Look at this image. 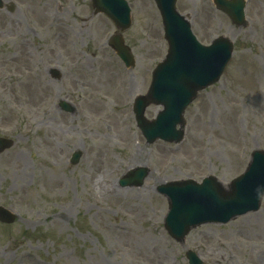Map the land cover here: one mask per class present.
<instances>
[{
	"label": "rangeland",
	"instance_id": "1",
	"mask_svg": "<svg viewBox=\"0 0 264 264\" xmlns=\"http://www.w3.org/2000/svg\"><path fill=\"white\" fill-rule=\"evenodd\" d=\"M2 1L14 7L0 9V138L13 144L0 153V206L19 219L0 223V264H188L186 251L202 264H264V197L256 212L201 225L177 243L163 228L168 204L156 192L210 175L229 191L251 152L264 151V0H247L242 27L212 0H177L201 44L221 35L234 44L219 80L186 108L179 144L146 143L132 113L167 51L152 0H127L131 70L108 48L115 27L91 0ZM56 4L65 12L51 32L45 13ZM57 32L58 47L50 45ZM77 59L94 72H79ZM78 77L87 87L73 83ZM60 102L76 111L63 112ZM159 110L149 106L146 118ZM137 167L150 171L141 186L118 185Z\"/></svg>",
	"mask_w": 264,
	"mask_h": 264
},
{
	"label": "water",
	"instance_id": "2",
	"mask_svg": "<svg viewBox=\"0 0 264 264\" xmlns=\"http://www.w3.org/2000/svg\"><path fill=\"white\" fill-rule=\"evenodd\" d=\"M162 20L164 38L168 44L165 59L151 75L146 95L136 97L133 113L137 127L148 144L156 140L179 143L183 139V113L197 92L214 84L220 77L232 53L229 39L220 36L209 46L197 42L191 33L190 23L175 8L176 0H153ZM217 9L225 12L237 26L244 23L243 0H213ZM96 12L109 17L121 29L130 25V9L125 0H92ZM0 8L2 2L0 0ZM126 67L133 65V58L123 45L120 35L109 42ZM161 106L152 120L145 118L148 106ZM63 110L71 111L67 104ZM179 126V129H177ZM12 145L0 138V153ZM74 153L71 163L78 161ZM149 174L145 167L128 172L119 185L141 186ZM168 201L169 209L164 226L176 241L183 242L191 228L204 223H227L236 216L256 211L264 195V152L255 150L245 172L230 182L224 191L217 180L209 176L201 183L192 180L173 181L157 189ZM14 217L0 207V221L13 222ZM189 264H202L191 251L186 252Z\"/></svg>",
	"mask_w": 264,
	"mask_h": 264
},
{
	"label": "flooded vegetation",
	"instance_id": "3",
	"mask_svg": "<svg viewBox=\"0 0 264 264\" xmlns=\"http://www.w3.org/2000/svg\"><path fill=\"white\" fill-rule=\"evenodd\" d=\"M63 7H64V6L61 5L60 7L54 9V7L52 6V7H51L50 14H49L48 12H46L45 14H46V15H47L52 21H54V22H58V23H59L60 20L62 19L63 13L65 12V10L63 11ZM65 9H66V7H65ZM34 13H35V10H32V11H31V15L33 16ZM47 25H49V26H46V28L48 27V28L51 30V32H53V31H54L53 23H52L51 21H50V22L48 21ZM61 38H62V35H61L59 32H57V33L55 34V36H54V38H53V40H52V42H51L50 45H53V44H54V45H56V46L58 47Z\"/></svg>",
	"mask_w": 264,
	"mask_h": 264
},
{
	"label": "bare ground",
	"instance_id": "4",
	"mask_svg": "<svg viewBox=\"0 0 264 264\" xmlns=\"http://www.w3.org/2000/svg\"><path fill=\"white\" fill-rule=\"evenodd\" d=\"M49 14H50V10H48L47 11ZM101 49H102V45H100L99 47H97L95 50L98 52V54H99V56L101 57ZM103 57V56H102ZM104 58V57H103ZM79 60H82V59H79ZM80 69H82L83 70V73L84 74H90V73H92V72H94V69H90V68H88V67H85L84 66V64H80ZM104 74H105V78L106 79H109L110 80V78H111V80H114L115 81V78L114 77H116V76H108L107 74H106V72H103ZM73 83L77 86V87H80V88H84V87H87V86H85V84L83 83V80L82 79H78V80H76L75 78L73 79ZM111 83V82H110ZM111 85H112V83H111ZM113 86V85H112ZM130 144V143H129ZM221 183V182H220ZM221 184H223V183H221Z\"/></svg>",
	"mask_w": 264,
	"mask_h": 264
}]
</instances>
